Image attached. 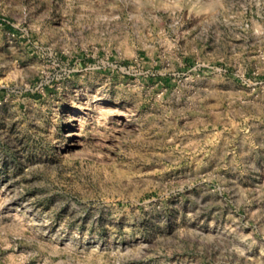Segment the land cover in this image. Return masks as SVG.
<instances>
[{"label":"rangeland","instance_id":"obj_1","mask_svg":"<svg viewBox=\"0 0 264 264\" xmlns=\"http://www.w3.org/2000/svg\"><path fill=\"white\" fill-rule=\"evenodd\" d=\"M0 264H264V0H0Z\"/></svg>","mask_w":264,"mask_h":264}]
</instances>
